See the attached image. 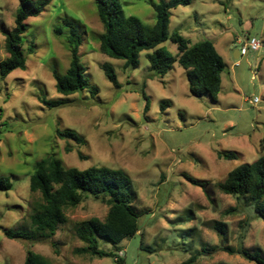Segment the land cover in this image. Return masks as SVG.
<instances>
[{
  "label": "rangeland",
  "instance_id": "obj_1",
  "mask_svg": "<svg viewBox=\"0 0 264 264\" xmlns=\"http://www.w3.org/2000/svg\"><path fill=\"white\" fill-rule=\"evenodd\" d=\"M158 1L121 0L127 14L146 24L155 23L150 2ZM18 6V0H0V62L8 56L3 32L15 26ZM171 13L170 33L192 43L211 40L223 56L226 68L216 100L208 93L192 95L178 63L157 76L146 52L136 69L103 53L104 26L94 0H49L42 14L26 21L27 67L5 79L0 74V177L13 182L11 190L0 189V264H24L29 249L51 264H184L194 254L193 264H258L221 246L245 248L264 261L263 219L245 198L225 194L220 186L231 170L264 156V0H191ZM66 17L78 25L91 86L69 97L57 92L54 78L71 61ZM250 37L261 41V49L236 59L235 51ZM163 45L178 53L172 42ZM104 63L115 68L119 88L108 80ZM256 97L259 102L252 104ZM43 98L68 103L50 108ZM57 129H74L85 142L63 139ZM230 153L235 156L226 158ZM49 155L65 168L107 166L130 176L141 228L119 243L100 239V249L116 253L122 263L82 250L77 223L105 219L109 210L90 197L68 208V221L46 241L6 236L5 229L27 226L31 203L39 197L30 190V177L36 162ZM218 222L225 223L224 237L215 228Z\"/></svg>",
  "mask_w": 264,
  "mask_h": 264
},
{
  "label": "trees",
  "instance_id": "obj_2",
  "mask_svg": "<svg viewBox=\"0 0 264 264\" xmlns=\"http://www.w3.org/2000/svg\"><path fill=\"white\" fill-rule=\"evenodd\" d=\"M18 1L15 26L3 32L8 53L0 62V74L3 79L16 69H26L27 58L22 49L23 38L28 31L26 21L30 17L42 14L49 4V0ZM190 1L150 2L156 12V21L153 24H146L137 16L127 14L121 0H94L104 26V32L100 35V49L111 58L123 60L127 69H136L140 64V54L146 52L151 70L157 76H165L178 63L186 70L192 95L200 97L208 93L216 100L221 90L222 72L226 68V63L214 42L201 40L192 43L179 32L169 31L171 10L180 5H188ZM63 22L70 27L68 42L71 61L64 73L54 72V78L57 92L69 97L91 86L87 77V66L80 54L82 37L78 25L74 19L68 17L64 18ZM55 29L56 33H61V27L57 26ZM166 41L177 46V54H172L163 45ZM31 50L34 52V47ZM102 67L108 80L119 88L120 82L115 68L110 63H104ZM42 101L50 108L68 103L62 99L43 98ZM166 104H168L166 100L161 103L162 109ZM57 134L68 141L74 140L79 144L85 142L74 129H57ZM261 149L264 150V140L261 142ZM67 150L71 151L72 148L68 146ZM234 156L233 153L225 154L226 158ZM189 180L195 185H202L194 178ZM220 186L225 194L245 198L247 205H253L255 216L264 221V156L231 170ZM131 187L132 180L122 169L107 166L65 168L59 158L49 155L36 162L35 170L30 177V190L39 193V197L31 203L27 226L19 229L8 228L4 232L11 239L46 241L56 234L60 225L68 221L66 210L78 206L85 198L90 197L108 205L109 210L105 219L92 217L77 223V235L85 244L82 250L101 258L114 257L122 263V259L116 253L100 249V239L119 243L139 232L140 215L132 204ZM12 188L13 182L1 176L0 189L6 191ZM235 210L233 207L227 212L232 213ZM215 228L222 237L227 235L225 223L218 222ZM220 248L231 254H240L258 264H264L257 254L245 248L234 249L231 246ZM197 258L198 254H194L184 264H193ZM24 264H51V261L29 249Z\"/></svg>",
  "mask_w": 264,
  "mask_h": 264
},
{
  "label": "built area",
  "instance_id": "obj_3",
  "mask_svg": "<svg viewBox=\"0 0 264 264\" xmlns=\"http://www.w3.org/2000/svg\"><path fill=\"white\" fill-rule=\"evenodd\" d=\"M262 43L257 37H250L248 38V42L245 46H243L239 50V58L246 56L249 51H258L261 49ZM259 102V98H255L254 100L251 101L252 104H257Z\"/></svg>",
  "mask_w": 264,
  "mask_h": 264
},
{
  "label": "water",
  "instance_id": "obj_4",
  "mask_svg": "<svg viewBox=\"0 0 264 264\" xmlns=\"http://www.w3.org/2000/svg\"><path fill=\"white\" fill-rule=\"evenodd\" d=\"M238 54H239V50H236V52H235V58H236V59L239 58V55H238Z\"/></svg>",
  "mask_w": 264,
  "mask_h": 264
},
{
  "label": "crops",
  "instance_id": "obj_5",
  "mask_svg": "<svg viewBox=\"0 0 264 264\" xmlns=\"http://www.w3.org/2000/svg\"><path fill=\"white\" fill-rule=\"evenodd\" d=\"M236 52V51H235Z\"/></svg>",
  "mask_w": 264,
  "mask_h": 264
}]
</instances>
